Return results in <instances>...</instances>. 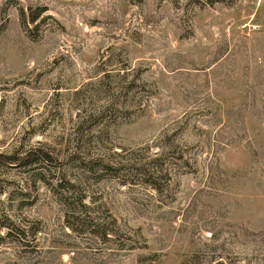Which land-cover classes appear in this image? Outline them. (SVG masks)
<instances>
[{
	"label": "rangeland",
	"instance_id": "rangeland-1",
	"mask_svg": "<svg viewBox=\"0 0 264 264\" xmlns=\"http://www.w3.org/2000/svg\"><path fill=\"white\" fill-rule=\"evenodd\" d=\"M34 147L0 264H264V0H0V153Z\"/></svg>",
	"mask_w": 264,
	"mask_h": 264
},
{
	"label": "trees",
	"instance_id": "trees-1",
	"mask_svg": "<svg viewBox=\"0 0 264 264\" xmlns=\"http://www.w3.org/2000/svg\"><path fill=\"white\" fill-rule=\"evenodd\" d=\"M40 14L33 15L30 20L32 22H36L39 18ZM54 160V156L49 152L48 150L44 149L43 147H34L31 148L23 154L18 155V154H5V153H0V165L5 162V164H10V163H17L20 166H27V165H33L36 163H42V164H48L51 161ZM150 179L147 180V183L158 189L160 191V188L156 185L157 182L153 181L154 175L153 173L149 174ZM63 179V178H62ZM62 179H60V185H62ZM122 183L126 184L127 181L123 180Z\"/></svg>",
	"mask_w": 264,
	"mask_h": 264
}]
</instances>
